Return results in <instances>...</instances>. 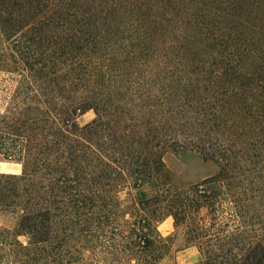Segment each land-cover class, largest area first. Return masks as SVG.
I'll use <instances>...</instances> for the list:
<instances>
[{"label":"trees","instance_id":"16d2710c","mask_svg":"<svg viewBox=\"0 0 264 264\" xmlns=\"http://www.w3.org/2000/svg\"><path fill=\"white\" fill-rule=\"evenodd\" d=\"M166 1L132 14L187 75L128 101L101 65L120 1L0 0V156L21 168L0 172V264H160L177 241L264 264V0ZM173 147L217 172L176 186Z\"/></svg>","mask_w":264,"mask_h":264},{"label":"rangeland","instance_id":"374dc122","mask_svg":"<svg viewBox=\"0 0 264 264\" xmlns=\"http://www.w3.org/2000/svg\"><path fill=\"white\" fill-rule=\"evenodd\" d=\"M117 3V0H111ZM122 8L109 9L108 23L104 29L109 32L110 39L106 40V48L102 54V69L105 75V91H116L126 100L148 93H162L167 79L184 77L185 69L176 57L167 56V44L159 40L160 45L154 48L149 39L151 30L138 22V16L132 14V0H118ZM176 5L182 0H176ZM166 0H141L142 13L139 16L150 15L159 7L163 15H170L173 5L162 7ZM189 3V2H188ZM168 4V3H167ZM155 8V9H154ZM152 10V11H151ZM105 11V9H104ZM153 14V13H152ZM165 18V17H164ZM149 19V17H148ZM149 24V22H147ZM141 33L143 40H138ZM152 37V35H151ZM161 39V38H160ZM0 74V77H3ZM167 88V87H166ZM132 107V106H131ZM93 111H89L79 118L81 125L94 118ZM164 162L170 173L172 182L179 187L196 184L201 180L213 176L217 167L209 160L192 150L173 147L166 150ZM20 166L0 156V172L19 173ZM4 221L0 216V225ZM162 236L173 232V221L166 218L157 225ZM198 258L194 248L181 249L180 241L175 242L170 258L160 264H192Z\"/></svg>","mask_w":264,"mask_h":264}]
</instances>
